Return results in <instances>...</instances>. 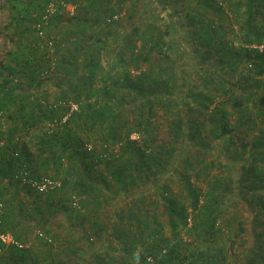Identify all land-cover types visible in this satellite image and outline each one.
<instances>
[{"label":"trees","instance_id":"16d2710c","mask_svg":"<svg viewBox=\"0 0 264 264\" xmlns=\"http://www.w3.org/2000/svg\"><path fill=\"white\" fill-rule=\"evenodd\" d=\"M42 1L45 8L46 2ZM59 1L75 5L77 14L64 20L63 13H56L43 29L45 39L53 41L55 62L49 58L47 41L31 28L44 9L37 11L31 0H19L20 5L16 8L15 29H23L13 42L17 49L9 63L0 66V116L10 123L7 124L9 129L0 132V143L4 144L0 147V201L8 193L7 189L1 188L3 180L10 181L14 189H19L20 184L13 179L20 167H26L31 177L41 179L47 177L50 171L59 175L66 160L71 165L65 172L64 180L51 177L63 182L62 190L45 196L31 189L26 190L36 196L37 201L33 202L31 209L43 219L55 213L56 200L64 192L75 193L81 198L80 211L71 207L72 197L68 198L67 204L62 202L59 208L62 213L80 217L77 222L80 225L87 215L90 218L87 213L89 207L94 210L103 198L107 201L102 192L107 194L109 190L115 199L119 196L117 189L121 190L119 193L122 196L113 203L114 210L123 201L142 192L143 189L135 191V194L130 192L139 181L148 183L144 192L153 191L170 175V171L180 172L181 183L187 193L186 201L180 202L179 198L170 195L168 188L161 201L167 211L172 238L166 237L156 215H150L136 205L130 213L118 217L120 223L128 222L132 229L130 231L129 226L124 225L116 229L120 232L117 234L122 245L117 249V256L110 252L112 249L108 251L104 248L110 230L104 225L100 226L102 235H82L87 244L69 251L75 256L74 251L80 250L81 256H75L78 258L76 264H148L149 257L154 258V264H198L194 255L184 254L187 245L182 239V229L188 228L193 216L195 224L193 229L187 230V234L198 241L212 237L221 206V200L213 193H219L217 184L221 182L214 179L212 193L205 195L206 201L200 205L204 194L194 186L190 173L197 171L202 163L194 167L195 163L186 158V153H197V157L212 155L217 147L228 141L232 147L237 146L233 134L244 126L243 120L246 119L254 121V125L249 126V134L258 132L253 136L250 152L249 143L240 144L244 152L250 153L247 161H251L252 165L240 169L238 177L226 180L231 183L233 198L248 214V244L258 243L259 253L264 255V171L258 167V164H264V50L257 48L264 46V0ZM129 6L126 12L130 19L134 17L131 30L128 34V30L122 29L114 49L115 56L122 60L119 64L110 62L106 69L100 59L109 48L111 34L94 29L97 26L101 28L102 24L111 26L118 23L115 17H120ZM140 6L143 11L138 10ZM145 8L153 9L155 16L146 19ZM87 17L93 19L92 24L87 25L84 19ZM154 17L158 18L162 27L153 21ZM48 26L58 37L47 34ZM142 26L146 29L142 30ZM185 27H191L193 33ZM229 34L232 38L227 39ZM214 58L221 61L212 69L214 72L207 70L208 73L199 81H192L188 61L193 60L195 65L202 66ZM183 66H186L187 73L181 72ZM217 69L221 75L215 72ZM134 71L140 74L135 76ZM247 73L252 74L251 82L242 86ZM227 77H237L236 88L242 89L244 94L251 93L247 95V101L253 103L252 109L248 105L242 109L237 107L241 115L236 126L230 121L234 111L227 109V103H236L238 96L235 84H230ZM24 81L28 84L26 91L22 87ZM251 86L255 88L254 94L250 92ZM50 87L56 88L57 93L49 95L46 89ZM36 92L40 93L39 96L35 95ZM43 92L45 94L42 95ZM70 101L79 106L78 112L73 113L62 128L51 129L49 124L59 123L69 112L64 106L54 109V105ZM159 109L166 116L171 140L151 150L149 146H154V141L150 138L155 131L153 127ZM2 126L0 120V128ZM133 129L144 131L148 136L146 147L129 141L120 160L110 162L113 155L111 159L103 157L108 152L107 145L120 142L123 133H127L128 139ZM96 141L103 145V151L88 150L90 143ZM166 158L172 161L168 169H165ZM220 160L215 159L210 166L203 168L202 173L210 174V169L216 168L218 163L225 168L231 164L238 166L241 162V159L230 161L232 163ZM179 163L186 171L179 170ZM103 168L106 175L101 172ZM111 181L116 189L111 188ZM17 207L18 212H23V206L18 203ZM3 208L2 204L0 213ZM30 215L27 212L21 221L13 224L11 215L5 209L3 220L0 219L1 231L7 233L9 230L17 241L26 245V237H22L20 229L29 227ZM43 223L46 226L50 224L48 221ZM240 226V231L246 230L244 225ZM18 228L20 234L16 233ZM53 230L47 228L43 233L48 238L39 239L48 247L45 256L34 255L31 247L18 249L0 243V263L67 264L58 259V255L65 250L59 243L64 241L56 240ZM130 232L134 234L126 242L123 237ZM99 243L100 246L97 245ZM73 244L77 243L73 240ZM164 249L167 254L162 256ZM223 260L220 259L219 264H227ZM217 261L218 258L213 255L209 263L217 264ZM72 262L69 259L68 264Z\"/></svg>","mask_w":264,"mask_h":264},{"label":"rangeland","instance_id":"374dc122","mask_svg":"<svg viewBox=\"0 0 264 264\" xmlns=\"http://www.w3.org/2000/svg\"><path fill=\"white\" fill-rule=\"evenodd\" d=\"M31 1H32L33 7L37 11L44 9V2L41 3V0H31ZM13 4L16 5V8H17L20 5V2L19 0H0V66L2 64L7 65L13 53L16 51V45L13 42H16L15 39L18 38V33L16 34L14 32L15 31L14 25H15L16 20H14L13 11H15L16 8H13ZM69 5H70L69 10L67 9L68 11L63 12L62 17L64 18V20H68L72 18L73 15L77 14L76 6L73 4H69ZM141 6L138 9L139 11L141 10ZM129 9H130V6L128 9L126 7V9L122 11V13L120 14V17H115L116 21L119 20L118 23H115L111 26L102 24L101 28L97 26V28L94 29V31L96 32L102 31V33H107L108 35L111 34L110 38L108 39L109 48L102 53L101 59H100L101 65L104 66L106 69H108V64L110 62L119 64L120 61L122 60L120 57L115 56L114 49L115 47H117V41L120 37L119 33H123L122 29L123 31L128 30L127 31L128 34L131 30L130 26L132 24L134 17L133 19H130L128 12H126ZM187 11L190 12V9H187ZM155 13L156 12H154L153 9L151 8H145L144 10L145 17L148 20H149V17L155 16ZM181 17H183V19L185 17V14L183 12L181 14ZM84 19L86 20L87 25H90L93 23V19H91L90 17H87ZM157 19L154 17L153 21L157 25H159V27H162L160 26L162 23L158 22ZM31 28L32 30L35 29V24L31 25ZM48 28H49V30L47 31L48 35H52L53 37H58L57 33L50 31L49 26ZM142 28H143L142 30L146 29L145 26H142ZM185 28L189 33H193L191 27H185ZM237 31H238V28H236V34H237ZM87 33L90 34V29H88ZM176 34L177 33H175V35ZM226 38L227 39L232 38V34H229L228 37ZM236 46H237V42H236ZM138 47H140V45ZM188 62L190 63L188 67H190V70H191L188 73L192 74V81H199L201 77H204L208 73L207 70H209V72H214L212 71V69L215 68L214 66L219 65L218 62H221V61H220V58H214L207 65H202V66L195 65V62L193 60H190ZM143 69H146V68H143ZM187 71L188 70H186V66H183L181 72L187 73ZM215 72H218L219 74L221 73V71H218V69ZM139 74L140 72L138 71L133 72V75L135 76ZM251 76H252L251 73L249 74L247 73L244 75L242 86L247 85V83L251 82ZM227 79L229 80L230 84L232 85L235 84L234 90H235L236 95L238 96L236 98L237 100L236 103H232V104L227 103V109L230 111H234L233 116L230 118V121L232 125L236 126L238 120H240L239 117L241 115L239 113V110H237V107L242 109L248 105V107L251 108L253 103L250 100L247 101V97H248L247 95L251 93L246 92V94H244L242 89L236 88V85L238 86L237 77L235 78L227 77ZM100 84L97 85L98 88L101 87ZM22 87L24 91L27 90L28 84L26 81L22 82ZM46 91L48 92L49 95L57 93V89L53 87L47 88ZM254 91H255V88H252L251 86L250 92L254 94L255 93ZM39 94L40 93L36 92L35 95L39 96ZM43 94L45 93L43 92L42 95ZM36 96H34V98ZM68 103L65 104L64 108L65 107L67 108ZM163 108L164 107H162V109ZM231 108H235V110H232ZM158 112L159 113L155 121L156 124L153 127L155 131L153 132L150 138L152 142L154 141L153 142L154 146L152 145L149 146V149L151 150H153L154 147H157V145L170 143L169 141L171 140L170 138L171 135L169 133V125L165 122L166 116L164 115L162 110L159 109ZM10 113H11V110L8 111V114ZM244 115L247 116V114H244ZM253 122L254 121H248L246 119L243 120L244 126H240L239 130H237L233 134V136L237 140V146L232 147L228 141L221 146L222 148L217 147L212 155L206 154L204 156L197 157L198 155L197 153H192V152L186 153V158H190L193 161V163H195L194 167H198V165L202 163V165L199 166L197 170L201 172V175H199L197 171H192L190 173L192 177V182H194V186L196 188H199L204 194V196H202L201 198L200 205H202L206 201L205 195L209 196V193H212L213 191L212 184H213L214 179L220 180L221 182L217 184L219 193L218 191H215V193H213L214 197L216 196L219 200H221V206L218 212L219 216L217 219L216 230H215V233H213L212 237L208 238L207 236L206 240L201 238L202 240L200 239V241H198V239L195 240V237L194 238L190 237L187 234V230L193 229L194 227L195 217L193 216H191L190 218L188 228L182 229V239L185 241L187 245L186 250L184 249V254L194 255V257L196 258V262L198 264H210L209 261H212L213 255L218 258L217 264L220 263V259H224L223 262L227 264H264V255H261L259 253V250L257 247V245L259 244L254 243V242H252L251 244H248L249 243L248 233L250 229L249 224H248V221H249L248 214L244 210V208H242V206L239 203H237L236 200L233 198L234 194L232 193V190H230L231 183L229 180H226V178L228 179V177L229 179L231 177H236V176L238 177L240 174V169L248 168L252 165L251 161H247L248 158H250V153L244 152L240 144L243 142L247 144L249 143V147H248V151H249L253 143V139H254L253 136L258 134V132L249 134V131L251 130L249 126L250 124L254 125ZM7 124L8 123L6 122V119H4L3 126L0 128V132H4L6 131V129H9L8 125H10V123L8 125ZM131 128H133V126H131ZM133 130L134 132L129 134L128 139H127V133H123L122 140L120 142L114 143V144L111 143L107 145L108 152H105V155H107L109 159H111V156L113 155V158L112 160H110V162H116L120 160L119 157L123 156L124 148L126 147L127 142L129 141L136 143L140 147H146L145 141L146 139H148L147 138L148 136L144 133V131H139L136 129H133ZM246 134H249V135L245 137ZM25 140L27 139L25 138ZM89 146L95 149V152H101L104 149L103 145L97 141L94 143H90ZM127 157H131V155H127ZM168 157H172V156H168ZM220 157H223V159L220 160ZM170 159L171 158L165 159V169L169 168V165L172 162ZM215 159L220 160V162L226 161V163H232L230 161H233V160L238 161L239 159H241L239 160L241 162L238 163V166L235 164H231L229 166L227 165L225 168L221 164L218 163V165H216V168L210 169V172H211L210 174L204 175V173H202L203 168L207 167V165L210 166L211 163ZM70 165L71 164L69 163V161H66V160L63 161L60 174L57 175L55 174L56 173L55 171H50L47 174L48 175L47 177L49 178L53 177L56 179L64 180L65 172L66 170L70 169ZM178 166L180 167L179 170L181 172L186 171L184 170V165L182 163H179ZM258 167L259 169H262L264 171V164L262 163L258 164ZM101 172L103 175H106L104 168H103V171ZM99 175L100 173L97 174V176ZM221 179L222 180L225 179L226 181H221ZM108 180H110L109 177H108ZM139 182L140 183L138 184V186H136L130 192L131 193L133 192L135 194V191L143 189L142 192L136 193L135 195L130 197L128 201H123L114 210H113V203L116 202L118 198L120 199V197L122 196V194H120L121 190L117 189L118 191L117 194H119V196L117 197L115 196V199L112 198L111 193H109V190L107 191V194L105 192H102L104 197L105 195L107 196V201L106 202L103 201L104 199L103 198L101 202L97 204V207H98L97 209L94 208L93 210L92 206L89 207L87 213L90 215L91 219L87 215V219L83 220L82 221L83 224L81 223L79 225L77 224V222L80 219V217L77 218L75 216H71V214L68 212L62 213L63 210L59 208L62 202L67 204L68 198L70 199L71 197L73 199L75 197L76 200L80 202L81 198L79 196L77 197L76 195H74L75 193L73 194L71 192H68V193L64 192L60 198H57L56 200L57 208H55V213L52 214L51 216L46 215V219H47L46 220V219L40 218V214H37L35 211L31 209V207L32 208L34 207L33 202L37 201V199L34 194L26 190L30 188H28L27 186L25 187V186L20 185V187H18L19 189H14V187L10 185L11 184L10 181L7 182V180H3L2 182L3 185H1V188L4 187L5 189H7L8 193H5V195L0 201V203L4 205V208L2 212L0 213V217H1L0 219L3 220L5 209H6L7 214L11 215L10 221L13 224H16L19 221H21V219L25 217L27 212L31 214L29 221L27 222L29 227L27 228L21 227V229L18 228L16 230V233L20 234V231L23 232L22 237H26L25 241L27 243L26 245L24 244V246L26 248L31 247L34 255L42 254L44 252L42 249L46 251V249L48 248L40 241L42 239L48 238L43 233V232H46L45 230H47V228L49 229L53 228L54 230L52 231V233L55 232V233L68 234L67 237H69L70 239L74 237L73 240L77 244H79V246L72 245L73 240H67L64 243H59L60 241L58 242L59 245L63 247V249H65L64 250L65 252V251H69V249L71 248L73 249L75 247H82V246L84 247L83 244H87V242L82 237V235H89L90 237H96V234L102 235L103 233L101 234L100 226L103 227L104 225V226H107V229L110 228V230L108 229L109 231L107 234V238L105 240V243L103 244L105 246L104 248L108 251L110 249L114 250V251L110 250V252H114L113 255L116 254L115 256H117V253H118L117 249H120L122 245L119 241L120 232L116 229L122 228L123 225L129 226L128 222L127 224L120 223V220H119L120 217H124L125 214L130 213L131 209L135 208L136 205H138L137 207L142 208L146 212H149L150 215H153V216L156 215L159 223L163 226L166 237L172 238L170 226L168 223V218L166 217L167 211L165 210L164 204L161 202L162 196L168 188L170 190V195L176 196L177 198H179L180 202L186 201L185 199L187 197V193H186L185 187L181 183L180 172L174 173V171H170V175H168L165 179H163L162 182L160 183V186L156 188V190H153V191L144 192V189L147 187L148 183H146L144 180L139 181ZM110 184H111L112 189L117 188L114 182L111 181ZM225 188L228 190L226 191ZM262 194L264 195V191L262 192ZM123 195H124V192H123ZM43 199L45 200V197ZM18 203H19V206H23V212H20V210L18 212V207H17ZM90 205L88 204V206ZM94 214L96 216L93 217ZM113 220H114V223L117 222L118 224L112 223ZM44 221H48L50 224L46 226L43 223ZM7 224L8 226L11 225L10 223H7ZM241 224L244 225L243 227L244 229H246L245 231H240ZM94 226L96 227L94 228ZM5 227H6V223H5ZM129 228L131 231L132 227L129 226ZM113 229L115 230V234L111 235V233L113 232ZM135 230L136 228L133 227L132 231L135 232ZM5 234L10 235L11 237H13L14 235L9 230L7 231V233L5 232ZM133 234L134 233L130 232L128 236H125V237H123L122 235L121 236L126 240V242H128L129 241L128 237H131ZM75 235H80V238H82V240H76L77 237H75ZM171 240H174V239H171ZM97 245L100 246V243ZM246 247L248 248L247 250H246ZM245 262H248V263H245ZM0 264H6V263L1 262ZM9 264H13V263L10 262Z\"/></svg>","mask_w":264,"mask_h":264},{"label":"built area","instance_id":"2783aa9c","mask_svg":"<svg viewBox=\"0 0 264 264\" xmlns=\"http://www.w3.org/2000/svg\"><path fill=\"white\" fill-rule=\"evenodd\" d=\"M46 6L41 14V16L37 19L35 23V30L39 33V37H44V32L43 29L49 24V19L54 16L56 13H63L65 11L69 10V4H66L62 1L59 0H45ZM68 9V10H67ZM74 10V9H72ZM47 42L46 44L48 45V51H49V58L52 60V62H55V57H54V47H53V41L45 39ZM259 50L263 51L264 46L257 47ZM65 106V103H59L57 105H54V109H57L59 107ZM67 109L69 112L65 115L64 118L61 119L59 123H53L49 124L51 129H57V128H62L65 126L71 115L75 112H78L79 106L75 103H68ZM0 120L3 122L4 118L0 116ZM4 144L3 142L0 143V147H2ZM93 148L88 147V150L91 151ZM16 157L18 155H15ZM104 158H108L107 155L103 156ZM16 183H19L21 186H27L28 188L36 191L40 195H48L55 193L56 191H60L63 189L64 184L60 180H55L49 177H42L41 179H36L34 177H31V174L29 170L26 167H20L19 171L15 174L14 179ZM71 207L77 210H81L80 203L76 198L72 200ZM2 209V204H0V210ZM0 243L3 246L6 247H14L18 249H23L26 248L24 245H22L19 241L11 237L10 235L5 234L4 232L1 231V220H0ZM1 254V251H0ZM167 254V250L164 249L162 252V256H165ZM148 264H154L155 260L152 257H149L147 259Z\"/></svg>","mask_w":264,"mask_h":264},{"label":"crops","instance_id":"0c3cea01","mask_svg":"<svg viewBox=\"0 0 264 264\" xmlns=\"http://www.w3.org/2000/svg\"><path fill=\"white\" fill-rule=\"evenodd\" d=\"M41 3H43V1L41 0ZM13 8H16V5H14L13 4ZM15 14H16V9H15V11H13V15H14V17H15ZM14 28H15V26H14ZM22 30V29H21ZM21 30H16L15 29V33L17 34H19V31H21ZM16 49H17V47H16ZM52 235L55 237V239L57 240H59V241H61V242H66L67 240H73V238L72 239H70L69 237L67 238V236H68V234H64V233H52ZM75 237H77V235H75ZM80 237H77V239L76 240H78ZM73 245H75V246H79V244H73ZM76 248H78V247H75V248H73V249H76ZM44 252H45V250L44 249H42ZM42 253L43 254V256H45L46 255V252L45 253ZM80 252V250H75L74 251V253H75V256H81V254L79 253ZM37 254V253H36ZM59 254V253H58ZM57 254V255H58ZM71 253H70V251H65L64 253H60L59 255H58V259H59V261H64V262H66L67 264H68V261H69V259H72L74 262H72V264H76V262H75V260H77L78 258H76L74 255L72 256V255H70Z\"/></svg>","mask_w":264,"mask_h":264}]
</instances>
